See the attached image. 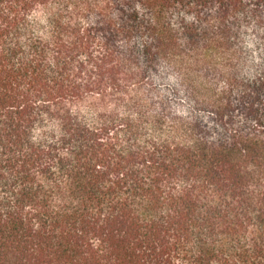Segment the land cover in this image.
Masks as SVG:
<instances>
[{
    "label": "trees",
    "instance_id": "obj_1",
    "mask_svg": "<svg viewBox=\"0 0 264 264\" xmlns=\"http://www.w3.org/2000/svg\"><path fill=\"white\" fill-rule=\"evenodd\" d=\"M0 264H264V0H0Z\"/></svg>",
    "mask_w": 264,
    "mask_h": 264
}]
</instances>
